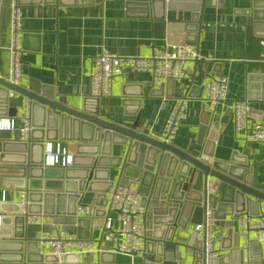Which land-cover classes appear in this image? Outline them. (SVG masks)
I'll return each instance as SVG.
<instances>
[{
	"label": "crops",
	"instance_id": "0c3cea01",
	"mask_svg": "<svg viewBox=\"0 0 264 264\" xmlns=\"http://www.w3.org/2000/svg\"><path fill=\"white\" fill-rule=\"evenodd\" d=\"M18 1L21 7V45L24 48L20 85L27 89L45 85L49 91L64 96L71 107L82 108L84 99L91 97L90 73L96 56L102 51L123 57L149 56L154 48H161L166 43H180L186 39L196 42L199 38L196 44L200 58L186 63L187 76L183 80H166L161 84H154L150 72L128 68L114 77L112 94L100 98L98 102L92 101L91 108H99L103 118L128 127L139 120V131L160 137L177 98L186 97V116L174 134L173 144L196 154L206 150L212 154L213 160H245L248 164L256 162L259 179L264 182V142H248L237 136L229 110H223L219 119L208 125L206 130L201 127L204 123L202 112L205 86L210 77L216 74L227 78L230 99H249L252 106L250 124L264 123V88L261 87V80L250 78L264 73V0H210L205 7L201 26L198 22L199 11L191 6L197 4V0H134L130 4L127 0ZM11 2L12 0H6L4 13L0 17V77L6 80L10 66L8 46ZM255 18L260 21L255 22ZM255 23H259V26L255 27ZM256 33L263 35L258 36ZM190 85L192 88L185 96ZM1 94L0 90V96ZM5 111L0 110V119L16 117V127L13 130L0 129L1 136L10 134L15 140L5 157L11 162L7 161L5 164L15 165L18 161L22 165L31 163L32 139L21 140L20 129L23 122L20 115L23 108L12 115L7 114V109ZM41 114L42 111L38 109L35 116L38 121L42 118ZM72 126L67 125L62 138L60 136L59 139L50 141L60 142L74 155V136L89 135L92 127ZM113 139L104 147L110 153L100 152L102 159L96 178L92 180V189L84 192L82 202L90 206L95 205L98 200L106 203L109 181H118L120 177L121 171L116 164L124 157L126 146ZM39 155L34 152L35 157H40ZM53 168H58L55 170L60 173L61 167ZM128 174L129 177L134 175L132 171ZM24 182L28 185L25 179H0V201H5V226L0 228V249L7 257H12L14 252L19 251L23 241L24 257L34 251V245L29 243L32 240L27 230L23 232L20 227V216L10 217L9 212L6 214L7 210L17 211L16 201L19 199L20 189L16 184ZM130 185L136 187L138 184L130 181ZM59 186V182L54 180L49 185L50 192H59ZM45 203L52 211L58 209L53 197ZM63 204L64 201L59 208L62 209ZM263 210L259 214H264ZM192 211L190 209L182 215L174 237L177 241L191 243L196 224L192 221ZM246 213L250 214V210ZM224 214L225 219H220L215 225V245L223 256L229 255L232 249L240 248L249 251L255 264H264L259 257L260 252L264 253V242L257 241L255 231L243 229L229 212ZM54 215L56 222L74 236L91 237L95 248L105 247L96 242L103 233L102 229L90 228L89 232L88 224L79 226L66 214ZM112 216L115 214L112 213ZM232 220L233 226L230 225ZM50 226L47 224L45 228L48 230ZM192 246L194 244L184 249L187 254L186 262L190 264L194 262L195 250ZM76 247L73 246L72 249ZM106 248L109 250H105L102 264H141L143 261V255L131 257L111 251V246ZM47 251L50 248L43 250ZM102 252L97 250L80 257L85 263H90V258H94V264H98ZM31 256L36 259L33 254ZM0 264L22 263L10 260L0 261ZM220 264H227V260Z\"/></svg>",
	"mask_w": 264,
	"mask_h": 264
},
{
	"label": "water",
	"instance_id": "95a60500",
	"mask_svg": "<svg viewBox=\"0 0 264 264\" xmlns=\"http://www.w3.org/2000/svg\"><path fill=\"white\" fill-rule=\"evenodd\" d=\"M130 2L134 0H127L128 4ZM196 3L191 6L199 11L198 22L201 26L205 7L209 5L210 0H197ZM5 4L6 0H0V17L4 13ZM258 20L260 21L259 18H255V22ZM254 26L258 27L259 23H255ZM200 33L201 29L199 36ZM256 35L263 34L256 33ZM195 41L199 42V38ZM255 75L250 78L255 79L256 77L261 80V87L264 88V73ZM191 86L188 87L185 96L189 94ZM48 89L45 85L32 86L27 89L0 77V90L2 91L0 104H4L0 106V110L6 112L7 109V114L12 115L23 108L27 99L31 101L33 125L30 136L32 139L30 140L31 163H26L27 160H25V165L19 161L15 162V165H6L5 162H11L5 157L15 140L10 134H5V136L0 134V179L14 177L27 180L30 190L29 199L32 202L30 211L66 214L79 226L88 224L89 232H91L90 228L102 229V218L105 214L103 208L107 202L98 200L95 205L90 206L83 203L82 199L85 190L92 189V180L96 178L97 168L100 167L99 162L102 159L100 152L102 151L101 154L110 153V150H104V147L112 138L114 142L126 146L124 157L120 159L119 164H116L121 171L118 181L123 184H130V181L137 182L136 188L143 196L147 207L146 220L150 230L147 252L143 255L141 264H190L186 262L187 254L184 253L186 251L184 249L193 245L194 242H197L194 247L192 246L194 249L201 247V241H196L197 232L192 233L190 244L174 239L177 226L181 224L182 215L190 209L193 210L192 221L196 223L204 218L207 205L213 207L217 222L222 218L225 219L226 211L232 216L249 210L250 214L257 215L264 209V182L259 179L256 162L248 164L245 160H240V162L213 160L212 154L206 150L197 154L191 153L159 137L139 131V120L128 127L103 118L99 108H90L92 101L98 102L100 98L86 97L82 108L71 107L64 96H58ZM38 109L42 111V118L39 121L35 117ZM202 115L204 117V123L201 125L203 130L219 119V115H212L205 106H203ZM67 125L71 128L72 125L92 127V132L90 130L89 135L85 134L81 137L74 136L76 145L73 162L71 165L59 168L60 173H58L55 170L58 168L44 166L45 142L51 139L57 140L60 136L62 138ZM203 139L201 144H203ZM34 152L40 154V157H35ZM131 171L134 175L129 177L128 172ZM54 180L60 184L58 187L60 191L55 193L50 192L49 187ZM113 182V180L109 181L106 192L109 191ZM228 191L231 193L229 194ZM51 197L55 198L58 205L55 211L48 209L45 203ZM63 201L61 209L59 207ZM37 205L42 208H37ZM230 222L233 226V220ZM19 223L23 232L27 230L32 240L29 243L34 245V251L27 253L24 257L23 241V244L20 243L19 251L14 252L12 257H7L0 249V261L11 260L22 264L33 262L56 264V257L43 256L35 241L36 232L41 229V226L28 224L25 227L22 216H20ZM96 242L99 246L104 245L105 248L113 246V241L106 240L103 234ZM105 253L106 251L101 253L98 264H102L101 259L103 260ZM31 254L36 259H32ZM199 257L200 253H194L193 264H201ZM259 257L264 263L263 251L260 252ZM223 260H227V264H255V259L249 251L240 248L232 249L229 255L221 258L220 262ZM65 261V264H94V258H90V263H85V260L75 254L66 255Z\"/></svg>",
	"mask_w": 264,
	"mask_h": 264
},
{
	"label": "built area",
	"instance_id": "2783aa9c",
	"mask_svg": "<svg viewBox=\"0 0 264 264\" xmlns=\"http://www.w3.org/2000/svg\"><path fill=\"white\" fill-rule=\"evenodd\" d=\"M10 66L7 80L15 85L21 84L23 71V52L21 45V7L18 0H12L10 4ZM264 46V40L262 41ZM197 44L186 39L180 43H166L161 48H154L149 56L123 57L112 52L102 51L95 60L90 73V96L102 98L112 94V84L115 76L122 74L126 69L148 71L152 75L154 84H161L166 80L180 81L187 76L186 63L199 59ZM229 83L226 77L216 74L210 77L205 86L203 103L212 115H220L223 110H229L234 120V128L237 136L248 142H264V123L250 124L252 106L249 99H230L228 97ZM31 101L27 99L23 106L20 118L23 125L20 129L21 140L30 138L32 125ZM186 116V97L177 98L176 104L167 120L165 131L159 138L173 143L176 130ZM16 127V117L0 119V129L13 130ZM73 162V154L60 142L47 141L44 149V166L66 167ZM20 189L19 199L16 201L17 211L7 210L10 217L22 216L25 224H39L40 231L35 237L40 253L55 256L56 264H65V256L68 254L86 255L95 251H105L108 248H95L91 237L78 238L55 220L54 214L30 211L32 202L29 199L30 190L24 182L16 184ZM107 203L104 206L103 236L108 241H113L111 251L134 257L144 255L147 252L148 232L147 207L138 188L130 184L114 181L107 192ZM0 201V228L5 226L3 214L5 209ZM17 212V213H16ZM112 213L115 216H112ZM233 220L239 222L243 229L255 231L256 240L264 242V214L256 216L249 213L233 215ZM215 211L211 205H207L204 218L195 224L197 240L201 241V247L195 250L200 253L201 264H220L223 254L215 245V225L217 223ZM50 224L51 228L45 226ZM197 242H194V246ZM76 249H72V247ZM48 252L46 249H49ZM109 250V249H108ZM136 254V255H135Z\"/></svg>",
	"mask_w": 264,
	"mask_h": 264
},
{
	"label": "rangeland",
	"instance_id": "374dc122",
	"mask_svg": "<svg viewBox=\"0 0 264 264\" xmlns=\"http://www.w3.org/2000/svg\"><path fill=\"white\" fill-rule=\"evenodd\" d=\"M137 259H138V258H137ZM137 259H136V260H137ZM137 261H138V260H137Z\"/></svg>",
	"mask_w": 264,
	"mask_h": 264
},
{
	"label": "bare ground",
	"instance_id": "6f19581e",
	"mask_svg": "<svg viewBox=\"0 0 264 264\" xmlns=\"http://www.w3.org/2000/svg\"><path fill=\"white\" fill-rule=\"evenodd\" d=\"M90 108H91V106H90Z\"/></svg>",
	"mask_w": 264,
	"mask_h": 264
}]
</instances>
